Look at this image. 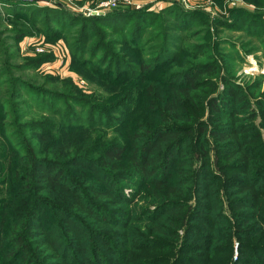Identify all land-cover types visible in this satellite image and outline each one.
I'll return each mask as SVG.
<instances>
[{"label":"trees","instance_id":"obj_1","mask_svg":"<svg viewBox=\"0 0 264 264\" xmlns=\"http://www.w3.org/2000/svg\"><path fill=\"white\" fill-rule=\"evenodd\" d=\"M250 1L264 7V0ZM1 3L18 4L20 8L33 9L34 14L41 8L35 4L36 2L31 1L26 4L21 0H0ZM121 7L119 5L104 10V13L90 15L71 13L61 5L57 8L50 7L61 9L60 19L73 17L76 21L75 25L81 23L78 36L75 38L76 47L71 50L73 64L75 66L79 55L86 59L89 55L92 56V62L86 61L80 64L79 69L86 71L85 73L88 74L86 76L108 93H96L95 88L93 93L84 94L76 87L72 101L81 105L79 112L75 110L70 112L63 108L62 103L66 97L58 94L60 92L49 93L57 106L56 111L52 113L59 116L61 121L56 125H50V128H45L47 143L40 136L28 139L19 134L20 141L17 144L19 150H12L10 155L5 156L6 164L3 166V171L9 175L18 174L19 182L11 176L1 181L4 195L0 198V264L87 262L91 260V248L98 251L107 243L108 236L113 233L108 231L113 226L122 229L119 243L111 248L113 255L119 261H124L125 264H160L167 260L165 258L167 253H162L161 249L164 247L173 249L172 247L176 245L173 239L178 237L182 225L188 223L190 217L191 223L200 220L212 227L209 236L211 243L225 242L221 246L223 248L213 245L208 250L209 256L205 257L206 264H214V261L219 259L216 258V254L220 251L226 253L223 257L224 263L233 264L234 247L228 229L234 227L232 221L236 219H239L237 232L242 235L240 259L248 250L254 255L252 264H264V258H261L264 253V186L260 184L264 174V150L259 154L252 149V142L259 139L260 131L254 123L250 124L247 121L254 119L256 113L249 112L248 116H240L241 111L248 112L252 108L251 98L245 91L230 87L225 90L228 93L227 99L213 97L210 101L211 115L219 117L220 114H224L229 117V120L223 124L224 127H210L209 131L218 137L221 143L228 142L223 151L230 163L235 161L233 166L229 164L228 168L236 170L237 173L226 175L222 186L227 192L229 189L232 195L230 205L236 208V211L232 214V219L222 210L220 211L221 203L217 200L219 188L214 187L215 182L210 179L201 183L200 189L206 193L209 201L206 211L212 217L203 216L196 210L193 211V205L189 202L192 194L188 192V187L198 176L207 178L208 175L210 159L205 131L206 122L199 123L200 127L194 138L196 146L192 147L191 151L188 150L187 154H183L181 142L193 135L196 125L183 126L178 121L183 116L191 120L188 114L182 113L185 108L190 109L193 94L202 86L200 81H196L195 76L214 69L218 62L214 63V60H211L197 63L190 58L187 63L190 64L189 68L182 72L177 71L178 66H173L182 65L180 56L187 51L191 52L189 55L198 57L205 56L207 50L215 48L210 31L212 24L217 29L229 25L241 27L245 21L251 20L264 26V18H259V15L252 14L250 10L242 7H230L232 17L223 19L220 17L224 16H220L212 20L209 18V13L202 8L188 9L179 0H169L161 11L151 10L149 6ZM45 12L48 13L49 9H45ZM260 13L262 11L258 10L257 14ZM165 15L175 16L177 22L164 19ZM201 22L207 27L205 42L193 44L185 42L196 35L192 27ZM131 25L134 27L132 32L128 29ZM153 25L155 29L149 30ZM98 26L101 28L108 26V32L124 34L128 38L137 37L134 46L139 47L144 43L155 46L149 60L143 59L138 53L139 59L128 60L132 55L131 50L118 49L114 46L117 42L113 41L110 44L113 51L107 52L109 56L104 59L100 68L110 65V70H113L116 66L120 67L119 64L125 63L134 69L132 75L135 76L149 71L152 62L154 66H164L179 56L169 70L175 80L178 78L176 81L184 80L183 83L187 84L177 87L173 83L166 82L164 88L147 80H141L143 76L139 77L140 82H138L135 77L116 78L115 75L112 78L111 74L108 77L97 74L94 61L98 57L97 49L102 43L96 38V34L100 31ZM17 29L21 34L31 33L27 27L19 26ZM175 30L180 32L176 33ZM150 31L154 33L147 36L146 33ZM108 32L102 33L101 38H106ZM170 35L180 37L183 41L174 48L159 43L161 39H166ZM91 40L93 42L89 45ZM117 45L119 46L120 43ZM44 57L39 61L52 59V56ZM27 67L26 65L25 68ZM98 78L107 82L112 80L113 84L103 85ZM204 87H209L206 93L208 94L217 86ZM131 93L140 98L141 107L132 114L134 120L130 124L133 126L126 135L117 131L107 136L102 129L96 128V124L95 127L86 124L68 126V118L78 116L91 120V123H96V117H99L102 125L106 126L107 121L120 117L119 114H115L119 113L115 112L119 109L115 106L116 102L123 103V98ZM106 97L112 100L109 106L104 100ZM258 102L264 105V101ZM223 104L230 107V112L223 110ZM6 105L13 107L12 101L6 102ZM199 105L204 107V101ZM148 107L152 110L145 112ZM12 115L14 120L9 122V125H20V121L16 122L18 116L14 113ZM242 119L244 121L240 122ZM157 120H160L157 125L146 122ZM27 123L24 128H35V121ZM249 129L252 130L250 133L254 134L252 138L244 135ZM5 142L11 143L9 138H5ZM176 154L177 158L198 157L201 160L200 172L193 168H184L185 171L176 169L178 163V159L176 161L174 159ZM76 166L82 167L83 170L79 173L75 172L72 168ZM189 172L190 175L185 177L184 175ZM126 186L136 188L132 190L133 198L125 194ZM16 187L24 191L22 196L13 195V189ZM55 192L62 193L60 201L55 200L53 194ZM211 194L213 197L208 198ZM138 195H141L143 202L136 200ZM133 199L136 202H132ZM43 203H51L56 221L63 225L61 231L47 227V224L41 220ZM151 204L156 206L152 208ZM120 205L124 206L121 213H125V217L116 221L111 213H116L114 207ZM219 216H222L220 223L227 229L225 230L227 238H224L221 230L215 228V224L219 222L217 220L214 224L211 222L213 218L217 219ZM174 225L175 228L169 229ZM194 226L198 227V224ZM166 236H171L172 240H167ZM190 246L193 248L195 245ZM201 249L203 248L200 247L195 251ZM182 256L187 257L186 254ZM102 259L111 262L106 256ZM201 259L198 256L196 260ZM92 260L95 263L96 258Z\"/></svg>","mask_w":264,"mask_h":264},{"label":"rangeland","instance_id":"obj_2","mask_svg":"<svg viewBox=\"0 0 264 264\" xmlns=\"http://www.w3.org/2000/svg\"><path fill=\"white\" fill-rule=\"evenodd\" d=\"M21 1H25V3L28 1L34 3L36 2L35 4L37 6H41V8L38 13L34 14L33 12L35 10L20 8L18 4H0V89L2 90L0 93V198L4 195V187L1 181H5L6 177L11 176L16 180V182H19L18 174L9 175L3 171V166L6 164L4 159L5 156L10 155L12 150H19L17 146L20 141L19 134H22L24 138L28 139H33L35 136H40L43 138L44 142L47 143V138L45 137V128H50V125H56V123L61 121L59 116L53 115L52 113L56 111L57 106L56 101L49 95V93L57 91L60 92L58 94L65 96L66 99L62 103V106L64 109L69 110L70 112L72 110L79 112L81 109V105H79V103L72 101V96L75 95L76 87H78V90H81L84 94L93 93L95 88L96 93H108L107 90L102 88V86L98 85L97 83L95 84L92 80H90L88 76H86L88 75L85 73L86 71H81L79 69L80 64L86 61L89 63L92 62V56L89 55L86 59V57L79 55V59L76 61L75 66L73 64L71 50L76 47L75 44H77V42L75 38L78 36L77 34L81 28V23L75 25L76 21L73 17H71V19L68 17L62 20L59 17L61 9L50 8H57L59 5H61L71 13L90 15L92 14V10L99 7L101 2L105 0ZM179 1H181L188 9L202 8L204 11L209 13V18L212 20L220 16H224L220 17L223 19L230 18V16L232 17V13H230L231 9H229L230 7H242L250 10L252 14L259 15V18H264V7L257 6L254 1L250 0ZM167 2H169V0H166V3L160 2V0H129L127 2L120 1L115 6L111 5L102 9L106 10L119 7V5L122 6L121 8H123L126 5H129L133 8L149 6L151 10L161 11L165 6H167ZM45 9H49V12L46 13ZM258 10H261L262 13L257 14ZM36 16L39 17L36 19ZM163 18L177 22L175 16L165 15ZM19 26L29 28L31 33L21 34L17 29ZM98 27L100 28V31L96 34V38L102 43L97 49L98 57H96V61H94V64H96L97 74L107 75V77L111 74L112 78L115 75L116 78L119 76L128 79L135 77L137 78L138 82H140L139 77L143 76L141 80H147L152 84L164 88L166 82L173 83L174 86L177 87L187 84L186 82L183 83L184 80L182 82L176 81L178 78L175 80L174 77L171 76V71L169 70V68L172 67L171 64L176 62L179 59V56L173 62L167 63L164 66H154L152 62L149 71L142 74L138 73L135 76L132 75V72H135L134 69L125 63L119 64L120 67L116 66L113 70H110V65H105V68H100L102 63H104V59L108 58V53L113 51V47L110 46L111 42L113 41L117 42V44L120 43L119 46L117 44H113L116 46V48H125L131 50L132 55L128 58V60L136 59L137 53L140 54V56H143V59L149 60L153 54L155 46L144 43L137 47L133 45L136 43L135 40L138 39L137 37L128 38L124 34L120 35L118 33L114 34L112 32H108V26L103 28L100 26ZM192 28L196 31V35L192 36L190 39H187L185 42L188 41L187 43L190 44L205 42V38L207 36L206 25L201 22ZM128 29L130 32L134 31V27L132 25L129 26ZM151 29H155L154 25L149 28V30ZM104 30L108 33L106 34V38H101L102 33H105ZM210 31L213 43L216 45L215 48L209 47L211 49L206 51L205 56L202 55L198 57L189 55L191 52L187 51L180 56L182 65H173L178 66L177 71L182 72L186 68H189L190 64L187 63L189 62L190 58L191 60L194 59L197 63L205 61L209 62L211 60H214V63L218 62L214 69L204 71L195 76L196 81H200L202 86H200L197 89V92L193 94V103L189 106L190 109L188 110L185 108L182 113L183 115L188 114L191 120H188L183 116L184 119L180 118L178 123L183 126L189 124L196 125L193 135H191L188 140L181 142L183 154H187L186 152L188 150L191 151L192 147L196 146L194 138L196 137L197 130L200 127L199 123L203 121L206 122L205 131L209 144L208 150L210 167L207 170V178H203L202 176L197 177V175L194 173L197 179L190 187H188V192L192 194L189 197V202L193 205V211L195 212L196 210L203 216L212 217L206 211V208L209 205V201L206 198V193L200 189L202 188V185H200L201 183H205L211 179L215 182L214 187L219 188L217 200L221 203L220 211L222 210L232 219V214H234L236 208L230 205L232 195H230L229 189L227 192V189L224 188L222 184L226 175H233L237 173L236 170H230L228 168L229 164L232 165L235 161L230 163L226 159V155L224 153L225 151H223L227 146L226 143L228 142L222 141L221 143V141L218 140V137L214 136L209 131L210 127H224L223 124L229 120V117L224 114H220L219 117H214V115H211L212 108L210 101L213 97H218L219 99L223 98V100L225 97L227 99L228 93H226L225 90L230 87L236 90H243L249 94L252 108L248 112L241 111L240 116H248L249 112L256 113L255 118L252 120L248 119L247 122H250V124L254 123L255 127L260 131L259 139L252 142V149L256 150L259 154H262V151L264 150V105L262 102L258 101H264V26L262 24L260 25L256 21L248 20L245 21L241 27L229 25L221 26L217 29V27L212 24ZM169 32H171V30H169ZM174 32L178 33L180 31L175 30ZM152 33L154 32L150 31L146 34L149 36V34ZM181 41L183 40L180 37L170 35L166 39H161L159 43L166 44V46L169 45L170 47L174 48L180 45ZM92 42L93 41L91 40L88 44L90 45ZM105 44H107V46H105ZM44 56H52V59L39 61L41 58H45ZM139 58L140 57L137 59ZM26 65L28 66L27 68H25ZM99 80L103 85L108 83L113 84L112 80L109 82L102 79ZM207 85H214L217 87L215 90H210L209 93L206 94L209 87L205 88L204 86ZM123 99V103L117 101L115 104V106H118L119 108L115 110V112L119 113L115 114H119L120 117L107 121L106 126L102 125V123L99 121V117H96V123H91V120L81 116L69 117L68 126L71 125L72 127H75L76 125L80 126V124L94 126V124H96V128L102 129L104 132H106L107 136L117 131L126 135L133 126V124H130L131 121L133 122L134 120L132 114L137 108L141 107V104L140 98L138 96L136 97L132 93L130 95H126ZM104 100L107 102V106L111 105V99L106 97ZM8 101H12L13 107L6 105V102ZM203 101L204 107H201L199 104ZM222 108L225 112H230V107L226 106V104H223ZM151 110L152 109L148 107L145 109V112H150ZM13 113L18 116V119H20H17L16 121L21 122L18 126L9 125V122L14 120L12 115ZM34 121L36 122L35 128L29 129L23 127L24 125L28 124L27 122ZM159 121L160 120L146 122L152 125H157ZM243 121L244 119H242L240 122ZM251 131L252 130L249 129L247 133H244V135L250 136V138H252L251 136L254 134H251ZM5 138H9L11 143L7 144L5 142ZM198 145L200 146V143ZM177 157V154L174 155L175 161L178 159L176 169L185 171L184 168H193L200 172L199 169L201 168V160L198 157ZM72 169H74L77 173L83 170L82 167L77 166L73 167ZM174 172L175 167L172 172L173 177ZM189 175L190 172L186 173L184 176L187 177ZM194 175L193 178H195ZM260 184L264 186V174L261 177ZM133 189L136 188L133 186H126L124 188V192L128 197L133 198ZM23 192L24 191L18 187L13 189V195L15 196H22ZM53 194L56 201H60L61 197L63 196L60 192H55ZM210 197H213V194L208 196V198ZM47 198L49 199L48 196ZM136 200L143 202L141 195H138ZM132 202L136 201L133 199ZM198 204L202 205L200 206ZM155 206L156 205L151 204L152 208ZM41 208L43 212L40 217L41 220L47 224V227L56 228L57 230L61 231L63 225H60L59 222L56 221L54 208L52 207L51 203H43ZM114 208L116 209V213H111V216L115 218L116 221L123 220L125 213L121 212L124 210V206L120 205ZM221 212L217 213L222 214ZM221 217L222 216H219L217 219L213 218L211 222L214 224L217 220L219 223L215 224V228L221 230L224 233V238H227L228 236L225 233V230L227 229L220 223ZM238 220L239 219L232 221L234 227L228 229L230 230L231 242H233L234 247V257L232 263L252 264L251 262L254 259V255L248 250L245 251L240 259V238H242V235L238 233L236 229ZM112 223L109 224L112 225ZM194 224H198V227L194 226ZM175 227V225L170 226L169 229H173ZM211 228L207 223H203L200 220H195L191 223V217L188 218V223L182 225L178 237L173 239V242L176 244L174 247H172L173 249H168V247L161 249L162 253H167L165 257L167 260L160 264H206L205 257L209 256L208 250L211 249L213 245L218 246V248H223L221 246L225 244L224 241H221L222 243L219 242L216 244L211 243L209 238L210 234L212 233ZM110 231L113 233L108 236L107 243L102 245L100 250L98 249V251H96L91 248V260L87 262L80 261L78 264H125L124 261H119L118 258L113 255L111 249L112 246H116L119 243V235L121 234L122 229L113 226V228L108 232ZM137 238L139 239L140 236ZM165 238L167 240H172L171 236H166ZM191 244H194L195 246L191 248ZM200 247L203 249L200 251H195ZM183 254H186L187 257L182 256ZM225 254L226 253H222V251L217 253L216 258L219 259L214 261V264H225V261L223 260ZM103 256L109 258L111 262L104 261L102 259ZM198 256L202 259L196 260ZM93 258H96L95 263L92 260ZM261 258H264V253L262 254ZM49 262L50 261H47V263L42 264H49Z\"/></svg>","mask_w":264,"mask_h":264},{"label":"built area","instance_id":"obj_3","mask_svg":"<svg viewBox=\"0 0 264 264\" xmlns=\"http://www.w3.org/2000/svg\"><path fill=\"white\" fill-rule=\"evenodd\" d=\"M120 1H124V2H127L129 0H105L103 2H101V4L99 5V7H97L96 9L92 10V13H94V11H96V13H99L100 11L104 10L102 8L104 7H108V6H115L117 5L118 2Z\"/></svg>","mask_w":264,"mask_h":264},{"label":"crops","instance_id":"obj_4","mask_svg":"<svg viewBox=\"0 0 264 264\" xmlns=\"http://www.w3.org/2000/svg\"><path fill=\"white\" fill-rule=\"evenodd\" d=\"M149 1V0H148ZM189 1V0H188ZM160 2H164V3H166V0H160Z\"/></svg>","mask_w":264,"mask_h":264},{"label":"water","instance_id":"obj_5","mask_svg":"<svg viewBox=\"0 0 264 264\" xmlns=\"http://www.w3.org/2000/svg\"><path fill=\"white\" fill-rule=\"evenodd\" d=\"M94 13H96V11H94ZM99 13H104V11L102 10V11H100Z\"/></svg>","mask_w":264,"mask_h":264}]
</instances>
